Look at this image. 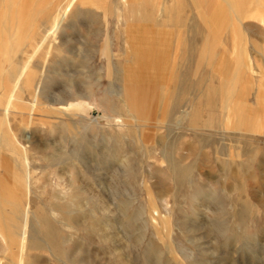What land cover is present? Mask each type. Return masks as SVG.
I'll return each mask as SVG.
<instances>
[{
    "label": "rangeland",
    "instance_id": "rangeland-1",
    "mask_svg": "<svg viewBox=\"0 0 264 264\" xmlns=\"http://www.w3.org/2000/svg\"><path fill=\"white\" fill-rule=\"evenodd\" d=\"M197 1L107 0L105 20L87 0H2L37 5L10 88L0 56L2 264H25L15 225L62 221L70 197L82 213L30 264H264V0ZM25 151L31 194L12 180Z\"/></svg>",
    "mask_w": 264,
    "mask_h": 264
},
{
    "label": "bare ground",
    "instance_id": "bare-ground-1",
    "mask_svg": "<svg viewBox=\"0 0 264 264\" xmlns=\"http://www.w3.org/2000/svg\"><path fill=\"white\" fill-rule=\"evenodd\" d=\"M1 2H2V0H0V9H2L1 6L3 5V4L1 5ZM132 39H133V37H129L128 35L126 36L127 42H130ZM55 42L56 41H54V39H53V41H51L49 35L44 33L43 36L40 38L38 45H39V47L46 45V49L48 52L49 50L53 49L52 45H54ZM128 45H129V48H131L133 52L137 51V50L133 49L129 43H128ZM23 66H24V63H22L19 66V68H18L19 73L23 72ZM37 91L39 92V90H37ZM36 94L38 95V93H36ZM25 152H22V160H21L23 162V165H24V171L22 174H20L21 172L20 173L18 172L20 175H22L21 181H20V179H18L16 177L17 175L16 176L12 175L13 176L12 180H13L14 184H17L19 186H21V184H23L24 191L26 193L28 192L29 194H31L32 180L33 179H32L30 162H29L28 157L26 155L27 151H25ZM12 193H13V191H9V193H8L9 197L13 198L10 200V203L13 204L15 209H17L20 206L19 205L16 206V204L14 203L16 201V199H15L14 194H12ZM53 197H54V199H57L56 195H54ZM70 198H71V201H69L67 203L68 208H69L68 212H67V216L64 219L62 218V221L57 219V213H56L57 210L53 209V208H49L48 214L42 213L40 211L41 209L36 210L37 212H39V211L40 212L37 213V212L33 211L31 214H29L28 219L21 220V225H18V224L15 225L16 230L19 231L18 232V240H19L20 252L23 253V257L21 259H19L20 262H22V260H23L25 262V264H30V262H28L27 258L25 257V251L26 250H32V249L38 250V249H44L45 248V249H48L49 252H51V251L58 252L59 248L57 246H58L59 241H60L59 229L60 228H63L64 230H65V228L69 229L70 225L68 224L67 221L69 220V222H71L73 215H74V217H75V215L77 217V215L79 216L80 213H82L81 206L78 204L76 199L74 201V199H72V197H70ZM3 200H4V204L9 203V200L7 199L6 196ZM7 218H8V216L6 215L5 219H7ZM12 222H14V221H12ZM0 225H1V223H0ZM77 226H78V224H77ZM88 230H89V233H95L96 231H98V224L97 223L93 224V226H90V228H88ZM2 233H3V229L0 226V239H2V237H3ZM14 235L16 236V233ZM73 249H74L73 253L75 256H71L70 261L71 260L78 261V259L81 258V257H79V254H80L79 249L76 246L73 247ZM33 262L36 263V260H34ZM0 264H2L1 261H0ZM17 264H22V263L17 262Z\"/></svg>",
    "mask_w": 264,
    "mask_h": 264
},
{
    "label": "crops",
    "instance_id": "crops-1",
    "mask_svg": "<svg viewBox=\"0 0 264 264\" xmlns=\"http://www.w3.org/2000/svg\"><path fill=\"white\" fill-rule=\"evenodd\" d=\"M193 1L195 2L196 8L199 7L201 2H198L197 0H193ZM106 3H107V0H87V4L84 6H89L91 8L101 10L103 17L105 18V20H107V15H108L107 12L109 8L106 7ZM81 6L77 4L74 5V7L72 8L70 12L69 17L66 20L71 19L72 17L79 18L81 14L87 15L86 11L80 10ZM228 6H232V2L228 3ZM36 7L37 5H34V6L6 5L5 6L6 9L2 8L0 10V13L3 14L2 18H4V20L0 22V56H2L3 61L4 60L7 61V69H6V74L4 73V76H3L4 77L3 82L6 83L9 88L13 84L14 61L20 60L22 62V59L25 56V53L28 51L27 50L28 45H29L28 40H30L31 38V33L29 32L28 29L31 27V24L33 23V20L31 19V17ZM54 11H51V13H53ZM46 16L47 15L43 16V21H40L39 28H41V30L43 31H44V26L46 25V22H45ZM133 28H135V26ZM127 35L129 37H133V39L128 43L130 44V46H132L133 49L138 51V55H139L138 62L149 60L147 57H144L140 54H142L143 52L144 53L148 52V51L152 53L154 51L153 47H154L155 38L151 39L150 37L149 38L150 40H148V42L145 41V43L148 45L143 46L141 43H139L140 41H138L140 40L139 35H138V30L134 29L132 32H127L126 36ZM22 36H23L24 42H22L23 40L20 41V38ZM25 39L27 40L25 41ZM9 63H10V66H9ZM140 70L141 68H139V71ZM238 117H239V120L240 119L245 120L243 115H238Z\"/></svg>",
    "mask_w": 264,
    "mask_h": 264
}]
</instances>
